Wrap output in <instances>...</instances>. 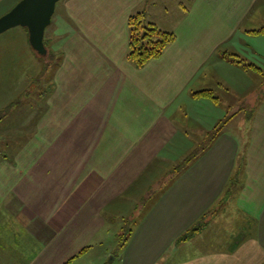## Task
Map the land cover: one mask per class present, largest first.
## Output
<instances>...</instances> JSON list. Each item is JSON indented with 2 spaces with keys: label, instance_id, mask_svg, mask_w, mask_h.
Here are the masks:
<instances>
[{
  "label": "crops",
  "instance_id": "crops-1",
  "mask_svg": "<svg viewBox=\"0 0 264 264\" xmlns=\"http://www.w3.org/2000/svg\"><path fill=\"white\" fill-rule=\"evenodd\" d=\"M19 1L0 0V17ZM58 5L63 31L45 35L57 68L42 90H33L38 102L30 94L17 109L27 107V132H3L8 122L0 120V264H167L175 244L179 254L188 252L169 264H264V58L248 55L262 74L221 53L240 54L246 37H264L254 32L264 22L252 16L264 20V0ZM138 13L177 36L143 67L127 59L128 19ZM245 23L261 27L245 33ZM259 41L251 43L257 51ZM219 85L251 112L246 150L241 137L222 130L172 178L170 161L196 148L181 120L206 137L226 116L215 111L220 99L195 96L204 90L215 96ZM153 190H161L155 198ZM230 203V215L242 216L243 224L221 237L212 224L225 221L222 207ZM115 206L135 208L132 218L142 212L124 248L108 241L123 231L109 226ZM187 232L191 237L179 240ZM202 234L206 240L189 252Z\"/></svg>",
  "mask_w": 264,
  "mask_h": 264
},
{
  "label": "rangeland",
  "instance_id": "rangeland-1",
  "mask_svg": "<svg viewBox=\"0 0 264 264\" xmlns=\"http://www.w3.org/2000/svg\"><path fill=\"white\" fill-rule=\"evenodd\" d=\"M58 6L59 5H57V8ZM59 15L60 14H57L55 12L51 25L46 29L47 36L51 35L53 31L59 33L63 31L62 30L63 27H61L63 26L62 21L59 23V19H60ZM252 16L256 18L258 17L257 21L264 22V20L261 19V15L258 14V16L257 15L256 16L252 15ZM247 25L248 23L244 24L242 32H245L248 28L261 27V26H247ZM259 36L261 35H251L246 37V42L244 43L243 48L245 49V52L247 54L245 52L241 53L239 51L240 55L248 61L245 62L247 64L253 63L254 60L256 59L254 57L250 58V56H248L249 54H252L253 51H255V53L253 52V55L258 56L259 53L260 56L264 58V45L263 47L259 46L261 47L260 51H257L256 50L257 48L251 46L253 45L251 43H257V44L259 43L262 45V42L259 40L264 41V37H259ZM26 37L27 35L24 34V31L20 26L10 29L7 32L1 34L0 36V116L2 115V113H5L3 114L4 116L3 118L7 119L8 123H5L7 127L3 129V132L6 133L13 131L14 133L25 134L27 132V125H28V119H27L28 115L26 110L27 107L25 106V110H17V109L19 107H23L25 104L26 105L28 104L30 94H32L33 101L38 102L37 101L38 96L35 93L34 94L32 93L33 90L39 92L40 90L43 89L42 86H44L45 82L47 81V78H49L50 71H54L57 68V63L59 62L58 58L53 59L54 54L52 55L51 53V51L53 50L48 49L47 54L43 55L44 57H41L40 54H37L34 50L30 49ZM48 44L50 45V42H48ZM49 54L52 56L51 59L48 58ZM45 67L47 68L41 74V68L43 70V68ZM250 71L252 70L250 69ZM206 75L209 74L206 73ZM223 86L225 85L213 86V90L215 91V97H218V99H220V102L216 103L217 110L215 111H218L217 112L218 115H220L219 113H224L225 115H232L236 112V110H238V114L233 118V120L230 118L226 124L224 123L223 130L227 133L229 132L241 137L240 140H243L244 142V144L241 145V150L242 147L243 150H246L245 143L247 141L250 142V136L248 137V130H249L248 119L251 115V112L249 113L248 116V112L246 111V109L240 108L241 107L240 104L235 106L234 104L235 102L241 103V98L239 97L236 98L235 96L227 95V91L223 88ZM211 101L215 102L214 100ZM232 106H234L235 108L231 109L230 107ZM180 113H182V111H180ZM181 115H184V113H182ZM217 116H213V117H217ZM179 125L181 130L187 133L191 140L196 142L195 146L199 145L200 143L199 141L205 138L203 134L204 130L201 127L197 125L188 126L187 121H183V120H181V124ZM204 140H207V138H205ZM183 156L188 157L190 156V153L186 155L184 154ZM178 160H180V158ZM158 161H161V159H158ZM170 162L176 164L177 160L175 161L173 160ZM173 165L169 167V170H171L170 168H172ZM243 165H244L243 160L241 159L237 160L238 173L244 167ZM153 167H156V162L153 164ZM147 173L149 174L154 173V171L149 169L147 170ZM162 179H163L162 185H166V182L169 179L167 177L166 180L164 178ZM160 191L161 190L158 191L153 190V192H151L152 194L151 196H153L152 198H155L156 194L157 193L159 194ZM118 202L129 203L128 201H118ZM228 205L222 207V209L225 208L228 210V212L226 213L228 215L224 214L225 216H223V219L225 221L223 222H221L222 220L216 222L214 221L215 223L212 224V225L215 224V230L218 233L219 232L221 233L220 236L221 235L225 236L226 234L229 235L230 232H232L236 226H239V224L241 223L243 224L242 216L236 214V217H233L232 215H230L229 210H232L234 207L232 204L229 206ZM132 209L133 211L135 210V208L133 207L130 208L129 206H115L116 212L114 213V216L112 217L113 219L110 221L109 226L111 228H114L116 231L119 229L121 230V228H123L124 235L126 233L128 234V230L134 228L135 225L134 221L136 220V218L139 219L140 217L139 215L142 214L141 210H139L140 208H137V210H139V213L137 214V217L132 218L130 214V211ZM236 219H237L236 224H233L232 221H235ZM183 236L187 238L191 237L189 232L183 234ZM119 237L120 236L114 237L113 234H110L108 241L110 243L114 242L116 245V243H118L120 239ZM203 240H206V236L203 234L202 236L195 237L192 243L189 245L191 246L189 252L199 249L201 241ZM184 250L185 249H182L179 254L178 253L179 249L177 250V245L176 244L173 245L170 249V256L168 257V259L170 258L173 259L174 255L177 253V257L179 256L178 259L180 260L183 255H187L188 248L185 251ZM168 259H167V264L170 263Z\"/></svg>",
  "mask_w": 264,
  "mask_h": 264
},
{
  "label": "trees",
  "instance_id": "trees-1",
  "mask_svg": "<svg viewBox=\"0 0 264 264\" xmlns=\"http://www.w3.org/2000/svg\"><path fill=\"white\" fill-rule=\"evenodd\" d=\"M128 25H129L130 37H129V50L127 54V59L130 62H132L134 65H136L137 67H143L151 60L160 58L165 52V50L167 49V47L171 45L172 43H174L177 39L176 34H174L173 32L163 30L159 26H157L155 23L150 22L146 18L144 13H138L135 15H131L128 19ZM22 29L24 31V34L27 35L28 37L29 35L28 29L25 27H22ZM254 32L259 33V32H264V30H258ZM44 42H45L46 47L48 48L49 40L45 38ZM27 43L30 49L34 50L29 43V37H28ZM51 53L53 55L52 51ZM221 53L223 57L228 58L230 62L238 64L245 69H251V70L258 71L263 74L262 68H260L254 63H251V64L245 63L248 61L244 59L243 57H241L240 54L229 52V51H222ZM40 56L44 57L43 55H40ZM51 57L52 56L49 54L48 58L51 59ZM46 68L47 67L43 68V70L41 68V74L43 73V71H45ZM200 94H202L201 96L207 97L211 100H214V101L218 100V97L214 96L213 91H210V90L200 91V92H197L195 96L198 97L200 96ZM3 114L5 113H2V115L0 116V120L4 119ZM234 115L235 113L232 115H226L224 119L220 120L218 124H216L213 127V129L206 134L205 138H207V140H204L205 138L202 139L201 143H199V145H197L195 149H193L190 152L185 153V155L190 153V156L188 157L183 156L182 158H180V160L177 161L176 164L172 166V168H170L171 170H169V176L174 174L172 178L175 177L179 172H182L184 169H186L189 164L194 162L206 149H208L210 145L216 140L218 135L222 132L224 128L223 126L224 123L226 124L228 120ZM166 176L167 174L165 175V178ZM132 232H133L132 228L128 230V234L126 233L124 235V231L121 232L120 237H119L120 239L118 241V248L125 247V245L129 241L130 236L132 235ZM185 238L187 237L181 236L179 240H183Z\"/></svg>",
  "mask_w": 264,
  "mask_h": 264
},
{
  "label": "water",
  "instance_id": "water-1",
  "mask_svg": "<svg viewBox=\"0 0 264 264\" xmlns=\"http://www.w3.org/2000/svg\"><path fill=\"white\" fill-rule=\"evenodd\" d=\"M60 1L62 0H20L0 17V35L19 26L25 27L28 29L31 47L38 54L46 55V29L51 25Z\"/></svg>",
  "mask_w": 264,
  "mask_h": 264
}]
</instances>
